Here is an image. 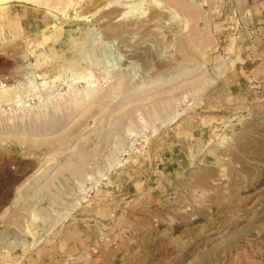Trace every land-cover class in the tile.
<instances>
[{"label": "rangeland", "instance_id": "1", "mask_svg": "<svg viewBox=\"0 0 264 264\" xmlns=\"http://www.w3.org/2000/svg\"><path fill=\"white\" fill-rule=\"evenodd\" d=\"M117 1L0 0V264H264L263 1ZM185 132L188 161L94 208Z\"/></svg>", "mask_w": 264, "mask_h": 264}, {"label": "crops", "instance_id": "2", "mask_svg": "<svg viewBox=\"0 0 264 264\" xmlns=\"http://www.w3.org/2000/svg\"><path fill=\"white\" fill-rule=\"evenodd\" d=\"M262 1V6L260 5L257 10L251 11V16L254 19V30L257 31V38L250 41V43H253V48H255L252 55L258 59L255 66L257 68L256 72L260 76L264 73L262 70L264 69V0ZM243 61L246 62L245 60ZM241 69L243 72L253 71L254 66L249 69L242 66ZM198 142V139L192 133L186 134L185 132L175 137L171 135L164 136L153 148L150 147L149 151L143 154L142 159L137 162V165H133L131 170H125L121 172V175L115 176L112 183H103L98 191L97 199L99 202L92 201L94 208L98 206L100 209L105 210L104 207L109 206V204L117 200L115 199L116 195H119V200L132 199L131 197L140 192L142 193L145 188H151L152 179L157 177L162 181L166 176L167 165L171 164V168L178 167L185 160L188 161ZM137 159L134 161L136 162ZM78 226L75 225L71 229L69 227V229L62 231V234L69 240H81L92 231L87 226L82 229Z\"/></svg>", "mask_w": 264, "mask_h": 264}, {"label": "bare ground", "instance_id": "3", "mask_svg": "<svg viewBox=\"0 0 264 264\" xmlns=\"http://www.w3.org/2000/svg\"><path fill=\"white\" fill-rule=\"evenodd\" d=\"M121 2L119 3V1H117L116 3H117V5L118 6H120L121 8H124V11L122 12V14H128V13H131V12H136L137 10H139L138 8H140L141 6H140V4L142 3V0H131V2H130V0H126L125 2H122V0H120ZM133 1V2H132ZM158 2L160 3V4H162V2H161V0H158ZM115 3V2H114ZM115 3V4H116ZM113 4V3H112ZM114 5V4H113ZM116 5V6H117ZM117 6V7H118ZM173 8V7H172ZM174 9V8H173ZM175 11V10H174ZM126 15H124V16H126ZM129 15V14H128ZM123 16V15H122ZM123 16V17H124ZM38 42V41H37ZM46 42V41H45ZM41 44V43H40ZM38 45V44H37ZM36 45V46H37ZM17 87V86H16ZM115 88V87H114ZM76 91V90H75ZM71 92V91H70ZM97 93V91L96 90H93V89H84L83 91H76V92H71V94H70V98L68 99L69 101H70V104H73V108H74V106H77L78 107V105L79 104H81V102L82 101H84V99L85 98H92V97H94V95ZM63 100V99H62ZM57 102V101H56ZM59 102H61V101H59ZM63 102V104H64V102H66V101H62ZM61 102V103H62ZM55 103V102H54ZM83 103V102H82ZM55 104H57V103H55ZM54 104V105H55ZM68 104V103H67ZM56 106V105H55ZM58 108V107H57ZM56 108V109H57ZM162 108V107H161ZM152 111V110H151ZM177 115V114H176ZM48 142V141H47ZM131 145H132V143H131ZM117 149V148H116ZM118 159V158H117ZM117 161V160H116ZM114 162V164L116 163L115 161H113ZM112 162V163H113ZM113 165V164H112ZM111 168V167H110ZM94 183V185L95 184H97V181H95V182H93ZM85 189V191L87 190V189H89V188H83V190ZM84 192V191H83ZM39 240V238H37L36 239V241H38Z\"/></svg>", "mask_w": 264, "mask_h": 264}]
</instances>
